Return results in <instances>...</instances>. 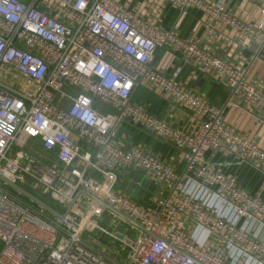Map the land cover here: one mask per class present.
I'll list each match as a JSON object with an SVG mask.
<instances>
[{"label":"built area","instance_id":"obj_1","mask_svg":"<svg viewBox=\"0 0 264 264\" xmlns=\"http://www.w3.org/2000/svg\"><path fill=\"white\" fill-rule=\"evenodd\" d=\"M165 1L199 10L207 40L222 27L241 41L258 40L255 59L264 60V0H255L261 13L255 24L231 11L233 0ZM0 9V112L6 113L0 175L51 198L61 213L75 201L61 219L0 183V264H122L87 234L123 243L130 264H264V240L253 233L264 225V199L212 158L233 156L264 173V148L152 60L158 49H169L182 65L227 85V105L242 114L264 110V90L243 68L213 53L205 37L184 39L120 0H0ZM144 84L186 109L193 126L174 124L137 102ZM124 122L175 146L185 170L143 146L116 143ZM126 168L144 171L158 186L153 204L117 189L119 170ZM105 203L144 233L132 240L104 227Z\"/></svg>","mask_w":264,"mask_h":264},{"label":"crops","instance_id":"obj_2","mask_svg":"<svg viewBox=\"0 0 264 264\" xmlns=\"http://www.w3.org/2000/svg\"><path fill=\"white\" fill-rule=\"evenodd\" d=\"M120 1L130 11L162 29L173 30L184 39L196 37L204 39L206 36L202 13L195 8L183 11L165 0ZM231 11L247 23H258L261 17L259 4L255 0H233ZM204 44L216 55L243 68L249 80L264 90V60L260 57L255 59L260 46L258 40L241 41L231 27H222L219 33L209 40L205 37ZM152 65L159 71L174 76L188 88L204 95L212 105L224 112L229 125L248 134L264 148V110H250L242 114L240 107L227 105L230 94L227 85L188 65H182L179 56L169 49H158L152 60ZM178 67L182 68L176 74ZM135 99L145 104L151 113L166 118L174 124L193 126L191 114L186 109L169 101L148 84H144L135 92ZM114 141L124 147L143 146L173 165L179 172H183L186 168L183 154L175 146L157 139L143 128L128 122H124L115 131ZM34 144L39 146V141L35 140ZM212 158L214 161L224 164L227 172L235 174L243 187L264 199V173L262 171L250 164L239 163L233 156L218 154ZM117 189L143 205L153 204L160 191L158 186L148 180L144 171L134 168L119 170ZM84 194L81 192L78 196L83 198ZM219 207L223 208L224 205L221 204ZM239 224L250 229L254 226L253 223L245 221H240ZM253 233L257 238L264 240V225L254 226ZM117 244L123 246L120 241H117Z\"/></svg>","mask_w":264,"mask_h":264},{"label":"rangeland","instance_id":"obj_3","mask_svg":"<svg viewBox=\"0 0 264 264\" xmlns=\"http://www.w3.org/2000/svg\"><path fill=\"white\" fill-rule=\"evenodd\" d=\"M0 183L4 184L1 180ZM33 193L44 201H46L47 203H49L51 206L55 207L56 209L60 208L59 204L53 201L51 198L45 197L38 192ZM100 221L101 223H103V226L107 229L111 231H122L132 240L136 239L138 235L144 233L141 229L137 228L132 224H129L126 220H124L123 218L108 209L106 210L103 218ZM86 239H89V242L92 244L96 242V245L98 247L102 248L110 256H114L122 264H130V260L128 258L130 253H128V248L123 249L122 246H119L117 244V241L108 237H97L96 234H87ZM96 239L97 241H95Z\"/></svg>","mask_w":264,"mask_h":264},{"label":"water","instance_id":"obj_4","mask_svg":"<svg viewBox=\"0 0 264 264\" xmlns=\"http://www.w3.org/2000/svg\"><path fill=\"white\" fill-rule=\"evenodd\" d=\"M0 180L4 183V185L6 187L14 190L15 192L20 194L23 198H25L29 202L34 203L35 205L43 208L48 214H50L52 216H55V217H58V218H61V219L64 218V216L73 208L74 203H75V201H74L73 204L69 207V209L65 213H61L55 207L51 206L46 201H44L43 199H41L40 197H38L34 193L30 192L24 186H21V185H19L17 183H14V182L10 181L9 179H7L6 177H4L2 175H0ZM106 207L108 209L112 210L116 215L120 216L121 218H123L124 220L129 222L130 224L136 226L137 228H139L141 230L144 229L137 221H135L134 219L128 217L123 212L113 209V207H111L108 204H106Z\"/></svg>","mask_w":264,"mask_h":264},{"label":"clouds","instance_id":"obj_5","mask_svg":"<svg viewBox=\"0 0 264 264\" xmlns=\"http://www.w3.org/2000/svg\"><path fill=\"white\" fill-rule=\"evenodd\" d=\"M80 6L81 7H83V3L81 2V4H80ZM0 11H2V9H0ZM103 71V69H101V72ZM6 115V113H4V112H0V118H2L3 116H5ZM9 119H11V117H9ZM0 143H2V142H0Z\"/></svg>","mask_w":264,"mask_h":264},{"label":"trees","instance_id":"obj_6","mask_svg":"<svg viewBox=\"0 0 264 264\" xmlns=\"http://www.w3.org/2000/svg\"><path fill=\"white\" fill-rule=\"evenodd\" d=\"M136 100V99H135ZM137 102H140V101H138V100H136ZM151 112V111H150ZM154 114V113H153ZM155 115H157V114H155ZM8 188V187H7ZM9 190H11V191H14V190H12V189H10V188H8ZM22 199L24 200V201H26V202H29L28 200H26L25 198H23L22 197Z\"/></svg>","mask_w":264,"mask_h":264}]
</instances>
